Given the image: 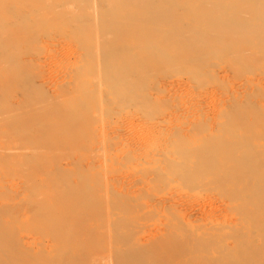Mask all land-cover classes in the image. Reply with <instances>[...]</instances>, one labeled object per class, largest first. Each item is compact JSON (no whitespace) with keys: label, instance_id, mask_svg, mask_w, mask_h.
Listing matches in <instances>:
<instances>
[{"label":"rangeland","instance_id":"obj_1","mask_svg":"<svg viewBox=\"0 0 264 264\" xmlns=\"http://www.w3.org/2000/svg\"><path fill=\"white\" fill-rule=\"evenodd\" d=\"M188 1L204 16L228 17L250 33L264 30V0ZM108 9L106 0H0V143L7 146L0 159V228L12 229L27 254L58 257V238L36 228L34 218L73 186L96 200L83 218L92 234L79 238L81 250L94 255L90 264H118V255L134 247L128 243L155 242L168 217L183 215L251 227L244 235L257 245L264 222L251 212L258 206L247 205L248 216L241 212L217 173L199 171L205 167L196 162L203 154L220 162L219 151H201L215 140L264 163V41L203 58L184 42L188 54L179 69L149 68L119 82L120 74L106 69ZM200 26L186 24L179 34L207 41L201 38L217 30L234 33ZM51 130L62 132L60 139ZM256 192L245 193L247 200ZM174 207L180 213H170Z\"/></svg>","mask_w":264,"mask_h":264},{"label":"bare ground","instance_id":"obj_2","mask_svg":"<svg viewBox=\"0 0 264 264\" xmlns=\"http://www.w3.org/2000/svg\"><path fill=\"white\" fill-rule=\"evenodd\" d=\"M77 1L84 2L85 0ZM106 1L109 6L108 10H111L104 21L105 32L110 34V44L107 53L110 66H107L106 69L112 71L114 75L120 74L115 76L119 82L125 81L128 74L142 72L149 70V68L160 67V70H163L176 65L179 69L181 59L186 53L188 54V49L185 50L184 42L192 44L191 47L195 48L196 55L203 58L214 56L220 49L222 51L227 48L240 50L243 47L256 45V38L264 41V30L260 33H250V30L245 27H236V24L232 20H228V17L222 18L221 15L204 16L205 13L203 15L201 11L194 10L188 0ZM186 24H190L193 27L207 25L210 28L224 26L229 31L232 28L234 33L228 34L225 30H217L213 33L212 38L208 34L206 37L201 38L207 41H188L179 34L183 33ZM164 26L167 31L165 29L162 32L154 31ZM173 57L174 59H169ZM51 131L55 138L60 139L62 132ZM249 137L252 138L251 136ZM238 138L240 137L238 136ZM212 144V147H207L206 145L201 151H204V153L219 151L220 156L218 158L220 162L216 163L214 160H208L205 158V154L198 156L196 163L205 167V169L201 168L199 171H215L217 180L228 189L230 196H234L233 198L238 202V209L247 216L251 213L259 214L263 218L260 222H264V209L262 210L264 204V163L254 153L237 147L226 149L215 140ZM6 150L7 146L5 143H0V159L6 158ZM176 158L174 156V158L169 160L171 164L176 161ZM3 166L5 167V165ZM53 176L54 174L51 175V177ZM59 181L58 179L56 181L58 186ZM52 183H54V180ZM66 188L55 197V205L51 204L50 207L40 210L41 213L34 218L36 228L52 232L58 238L60 252L57 254H59L58 257L60 258L58 259L57 256L52 258L48 252H29L27 254L24 248L16 243L17 240L12 229L7 232L0 228V264H90L94 255H90L87 250H81L83 245L80 243L79 238L83 235L92 234V229L87 226L83 218L89 217L93 213L94 205L91 206L90 204L96 200L89 192L83 191V188L77 187L75 189L73 186L72 188ZM53 189H55V186ZM254 189L257 192L247 200L245 193ZM52 192L50 191L49 193ZM50 195L52 197L53 194ZM119 195L117 194V196ZM117 201L115 203L117 206L126 205L125 200L117 199ZM252 203H255L258 207L251 212L248 211L246 206H250ZM170 210V213H175V211L180 213L175 207ZM166 212L167 209L162 212L166 216L165 218L168 217ZM76 214L81 218L78 219ZM167 219L168 221L164 223L165 229H163V234L160 238H156L155 242L139 247H135L139 242L133 240L128 244L135 248L131 247L125 255H118L117 263L264 264V224H262L263 227L259 231V242L253 246L244 235L245 230L251 228H247L246 225H244V228H238L236 224L213 222V219H210V221H204V219L203 221H190L184 215L177 221L169 217ZM247 220L251 221L250 218H247ZM253 221V223H256L258 216L254 217ZM212 222L215 224L210 225ZM256 226L258 225L254 227ZM230 240H233L234 243L230 244ZM91 248L95 249V246H91ZM82 251L85 253H81ZM77 252H80L81 256H76ZM97 260L99 261L98 258ZM94 261L97 262L93 259Z\"/></svg>","mask_w":264,"mask_h":264}]
</instances>
